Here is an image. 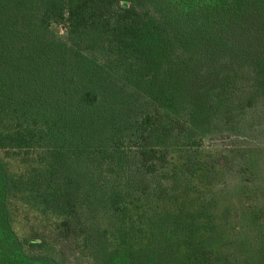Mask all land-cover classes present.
Returning a JSON list of instances; mask_svg holds the SVG:
<instances>
[{
	"label": "trees",
	"instance_id": "16d2710c",
	"mask_svg": "<svg viewBox=\"0 0 264 264\" xmlns=\"http://www.w3.org/2000/svg\"><path fill=\"white\" fill-rule=\"evenodd\" d=\"M0 152V264H264V0H0Z\"/></svg>",
	"mask_w": 264,
	"mask_h": 264
},
{
	"label": "rangeland",
	"instance_id": "374dc122",
	"mask_svg": "<svg viewBox=\"0 0 264 264\" xmlns=\"http://www.w3.org/2000/svg\"><path fill=\"white\" fill-rule=\"evenodd\" d=\"M59 32V30H57ZM61 35L64 34V31L59 32ZM240 146H247L243 141L238 140L234 138L233 136H226L221 135L217 137V140L208 141L205 144L204 151L206 154L214 153L217 155V157L220 158V160L224 163H228L231 161L233 163L235 156L238 154L237 150ZM229 155V158L227 156ZM0 157H2L8 164L10 165L11 170L17 171L20 169V160L19 156L10 154L9 156L0 152ZM216 158V157H215ZM240 174V172H232L230 174V178H238L237 176ZM240 177V176H239ZM22 211L20 212V216L17 218V228L19 232H24L28 229L27 223L25 220H23V214Z\"/></svg>",
	"mask_w": 264,
	"mask_h": 264
}]
</instances>
